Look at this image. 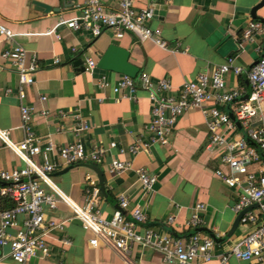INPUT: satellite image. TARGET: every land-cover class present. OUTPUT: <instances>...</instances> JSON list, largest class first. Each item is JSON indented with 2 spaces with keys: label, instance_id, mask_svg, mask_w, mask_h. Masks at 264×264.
<instances>
[{
  "label": "crops",
  "instance_id": "1",
  "mask_svg": "<svg viewBox=\"0 0 264 264\" xmlns=\"http://www.w3.org/2000/svg\"><path fill=\"white\" fill-rule=\"evenodd\" d=\"M85 1L0 0V24L16 34L13 41L0 37V127L10 130L16 143L23 139L19 129V79L11 64L1 57V52L14 44L23 46L39 58L40 69L35 83L26 88L25 100L35 109L32 125L36 133L44 143L51 140L57 147L77 141V121L72 117L62 119L59 112L78 109L89 125L80 137L88 149L96 145L109 148L114 141L129 148L137 138L148 137L146 127L153 112L148 92L139 88L135 100L97 86L102 75L108 76L112 84L124 76L99 67L100 60L112 44L129 51V62L139 69L137 77L147 74L154 81L168 80L174 94L180 91L185 81H194L200 72L222 65L229 58H235L237 65L249 70L264 57V37H258L251 43L241 40L249 23L256 20L252 15L253 8L262 0H171L165 5V14L151 22L152 28L159 31L161 38L168 43L167 49L151 41L141 42L131 32L123 38H116L112 30L106 29L100 36L93 37L84 30L74 31L66 25H59L62 18L69 20L78 16ZM38 3L46 5L45 8ZM102 3L112 9L117 0H102ZM155 3L159 2L135 0L139 10ZM159 5L164 6L162 3ZM47 7L50 9L46 10ZM257 16L264 19V7L257 11ZM53 29L56 33H49ZM57 58L60 63L54 64ZM90 58L97 62L94 74L86 70ZM227 83L229 88L250 90L246 74L238 77L230 74ZM10 88L14 92L7 95L6 90ZM42 96L47 100L42 101ZM44 109L50 112L48 117L42 115ZM221 110L232 114L229 106H223ZM242 134L243 130L238 128L228 136L234 139ZM209 140L206 117L199 111H191L179 118L170 137V145H155L136 156L121 155L113 150L107 164L98 166L104 173L106 189L105 194L101 191L99 200L103 216L111 219L119 208L121 196H125L129 200V210L125 211L128 218L131 210L140 208L147 216L144 227L159 228L186 238L196 231L186 226L194 208L197 204H204V223L198 229L204 238L217 236L236 242L249 234L253 226L242 224L231 234L238 218L234 206L240 191L230 189L216 176L215 172L220 167L219 152L207 149ZM112 158L130 161L135 169L144 168L157 176L158 182L153 190L144 191L133 170L119 176L112 174L108 167ZM54 160L59 162L52 176L54 184L75 204L84 206L88 200L89 178L99 183L97 174L87 166L90 163L63 166L58 159ZM35 161L40 162L41 158L37 157ZM24 166V161L0 138V170ZM251 169L264 170V159ZM170 216L175 218L171 225L166 223ZM49 218L63 222L65 232L50 238L54 250L49 258H36L32 264H126L113 250L104 246L95 249L89 245L90 234L84 232L70 206L60 204ZM63 237L69 238L72 245H62L59 240ZM2 252L5 257L0 255V264H16L7 256L8 250ZM131 257L137 264H160L162 261L160 253L139 247L132 249ZM192 264L222 263L214 259ZM226 264L251 263L233 258Z\"/></svg>",
  "mask_w": 264,
  "mask_h": 264
},
{
  "label": "built area",
  "instance_id": "2",
  "mask_svg": "<svg viewBox=\"0 0 264 264\" xmlns=\"http://www.w3.org/2000/svg\"><path fill=\"white\" fill-rule=\"evenodd\" d=\"M157 1L159 3L139 10L135 0H117V5L112 9L105 7L102 0H86L78 16L69 20L62 18L59 25H66L74 31L84 30L93 37L100 36L106 29L112 30L116 38H123L127 32H131L141 42L151 41L167 49L168 43L161 38L159 31L152 28L151 22L156 16L155 5L162 3L165 6L171 0ZM49 33H56V29ZM0 37L13 41L16 34L11 28L0 24ZM258 37H264V23L253 20L244 30L241 40L251 43ZM1 57L18 74L17 96L21 102L19 129L23 139L14 142L11 131L1 127L0 138L25 163L22 168L0 170V181L6 185L0 193L15 202L14 208L0 211L1 257H5L2 250L6 249L7 256L16 264H32L36 258H49L54 250L50 238L56 233L65 232V224L50 219L49 214L56 211L60 204H66L70 206L84 232L90 234L89 245L95 249L104 246L113 250L126 264H137L131 257L134 247L160 253V264L207 263L214 259L226 264L233 258L251 264H264V170L251 169L264 159V57L249 70L237 65L235 58H229L222 65L200 72L194 81H185L177 94L172 93V85L168 80L154 81L147 74L136 78L124 75L115 84L110 82L108 76H100L98 88L111 89L116 95L136 100L139 88L147 91L153 103V112L146 127L147 138H137L129 148L114 141L109 148L96 145L91 149L80 139L89 125L78 109L59 112L62 119L72 117L77 121V141L61 147H57L51 140L43 142L32 125L35 109L25 103L26 88L35 83V76L40 69L38 55L14 44L4 49ZM59 63L60 59L54 60V64ZM96 68L97 62L88 59L86 70L94 74ZM230 74L236 77L246 74L250 90L229 88L227 76ZM13 92L11 88L6 90L7 95ZM246 96L248 99H245ZM41 100L46 101L47 97L42 96ZM223 106H229L232 114L221 110ZM191 111H199L207 119L210 133L207 149L219 152L220 167L215 172L216 176L230 189L240 191L239 200L234 206L236 214L239 216L244 210L256 206L248 210L240 220L242 225L253 226L252 231L236 242L222 240L217 236H202L198 229L204 223V204L196 205L186 224L196 231L182 238L159 228L144 227L147 216L140 208L131 210L128 218L125 211L129 210V200L125 196H121L119 208L112 218H105L99 207L100 185L91 178L87 189L88 200L84 206L75 204L54 184L52 176L59 167V162L54 158L63 166L80 163L102 166L107 164V158L113 150L121 155L136 156L155 145L168 146L179 118ZM42 115L48 117L50 112L44 109ZM237 122L243 134L230 139L228 134L239 128ZM37 157L41 158L40 162L35 161ZM108 167L112 174L118 176L133 170L146 192L152 191L158 182L157 176L151 175L144 168L135 169L130 161L112 158ZM174 221V216H170L166 223L171 225ZM59 241L62 245H72L66 237Z\"/></svg>",
  "mask_w": 264,
  "mask_h": 264
},
{
  "label": "water",
  "instance_id": "3",
  "mask_svg": "<svg viewBox=\"0 0 264 264\" xmlns=\"http://www.w3.org/2000/svg\"><path fill=\"white\" fill-rule=\"evenodd\" d=\"M38 4L41 8H45V6H46L42 3H38ZM263 7H264V0H262L257 6H255L253 8L252 15H253V18H255L256 20H260L264 23V19L257 16V11ZM155 8H156L155 18H157L160 15L162 16L165 14L166 6L155 5ZM48 9H50V8L47 7L46 10H48ZM55 11L59 12L60 10L55 9ZM129 56H130V53L128 50H126V49H124L118 45L112 44L109 47V49L107 50V52L104 54L102 59L100 60L99 67L104 69V70L114 71V72L121 73L123 75H127V76L132 77V78H136L138 75L139 69L129 62ZM245 99H248V96H246ZM231 118L234 121H236V119L233 117V115H231ZM237 125L239 126V128L241 127L240 123H238V122H237ZM87 166L90 167L92 170H94V172L97 174L101 191L103 194H105L106 193L105 180H104V173H103L102 169L96 165L87 164ZM70 169L71 168L67 169L65 172L69 171ZM0 185H5V183L0 181ZM253 208H256V206H253L247 210H244L243 212H241L239 214V216H238V218H237V220H236V222H235V224L231 230V234H233L236 231V229L238 228L242 216L248 210H251Z\"/></svg>",
  "mask_w": 264,
  "mask_h": 264
},
{
  "label": "trees",
  "instance_id": "4",
  "mask_svg": "<svg viewBox=\"0 0 264 264\" xmlns=\"http://www.w3.org/2000/svg\"><path fill=\"white\" fill-rule=\"evenodd\" d=\"M5 187L6 185H0V191ZM14 207H15V202L10 197L3 196L0 193V211H6Z\"/></svg>",
  "mask_w": 264,
  "mask_h": 264
}]
</instances>
